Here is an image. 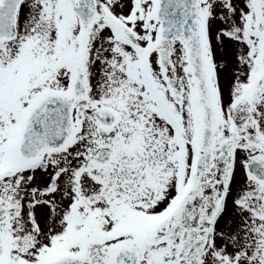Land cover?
<instances>
[{
  "label": "snow or ice",
  "instance_id": "obj_1",
  "mask_svg": "<svg viewBox=\"0 0 264 264\" xmlns=\"http://www.w3.org/2000/svg\"><path fill=\"white\" fill-rule=\"evenodd\" d=\"M0 264H264V0H0Z\"/></svg>",
  "mask_w": 264,
  "mask_h": 264
}]
</instances>
